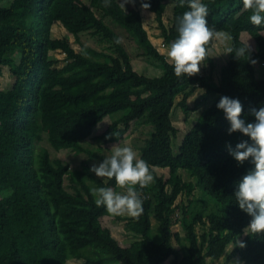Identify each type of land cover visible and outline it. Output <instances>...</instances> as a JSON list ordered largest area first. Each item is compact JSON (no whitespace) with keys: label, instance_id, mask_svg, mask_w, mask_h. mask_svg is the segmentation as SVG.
I'll return each mask as SVG.
<instances>
[{"label":"trees","instance_id":"16d2710c","mask_svg":"<svg viewBox=\"0 0 264 264\" xmlns=\"http://www.w3.org/2000/svg\"><path fill=\"white\" fill-rule=\"evenodd\" d=\"M85 1L11 0L0 5V73L6 67L14 79L9 92L0 91V264H230L232 259L252 264V245L264 256V233L247 231L251 217L234 198L252 165L238 164L229 147L249 138L228 133L222 110L208 112L210 97L227 96L241 102L240 119L255 121L250 109L264 106V24L249 22L242 0H202L208 25L231 34L228 48L245 45L241 35L246 34L251 54L247 59L227 52L217 69L209 43L200 72L177 78L143 27L141 0L125 5V11L120 0H109L110 6L105 0ZM147 2L150 8L143 11L153 15L166 49L178 37L176 20L188 10L187 0L183 6L181 0ZM169 2L173 11L167 25ZM54 23L68 35L52 39ZM121 35L136 48L127 38L130 52ZM82 36L95 39L101 50L82 43ZM70 37L104 62L76 52ZM50 52L63 54L75 68L62 72ZM133 59L161 68L162 74L136 73ZM256 69L262 70L260 77ZM196 91L200 95L190 106L187 101ZM203 106L174 156V108L187 120ZM104 118L110 124L91 137ZM132 125L149 127L139 158L151 168L167 169L168 177L151 170L154 182L137 187L143 201L138 218L111 216L96 206L92 189L112 188L115 181L98 178L89 169L106 158L104 146L122 141ZM63 151L85 159L71 168L55 158ZM164 187L179 188L178 207L168 203ZM103 217L123 223L131 239L127 247L101 226Z\"/></svg>","mask_w":264,"mask_h":264},{"label":"clouds","instance_id":"9594fccd","mask_svg":"<svg viewBox=\"0 0 264 264\" xmlns=\"http://www.w3.org/2000/svg\"><path fill=\"white\" fill-rule=\"evenodd\" d=\"M134 3L135 0H120V7L125 11V5ZM184 3L185 0H181L182 6ZM242 5L250 12L249 22L252 25L259 27L264 24V0H242ZM105 6H110L109 0H105ZM140 7L147 10L150 3L141 0ZM187 8L176 20L178 37L166 47V56L177 78L192 77L200 72L202 62L208 56L207 46L213 39L220 42L232 40L230 33L209 27L206 19L208 8L202 0H187ZM116 42L120 43V40ZM227 52H235L236 58L248 59L251 48L246 43L236 49L229 47ZM251 62L256 63L255 60ZM216 107L223 111L230 124L229 134L239 132L249 138L237 143L234 149L229 147V154L238 164L248 161L252 165L238 183L234 198L239 209L251 217L247 231L264 233V106L250 109L255 118L253 123L240 119L243 106L239 99L222 96ZM150 169L151 166L138 158L131 147L113 146L111 155L98 165L93 164L89 171L98 178L114 180L116 187L123 191L111 187L93 188L96 206L103 207L111 216L138 218L143 211V201L137 187L143 189L154 182ZM244 246L240 243L241 248Z\"/></svg>","mask_w":264,"mask_h":264},{"label":"rangeland","instance_id":"374dc122","mask_svg":"<svg viewBox=\"0 0 264 264\" xmlns=\"http://www.w3.org/2000/svg\"><path fill=\"white\" fill-rule=\"evenodd\" d=\"M10 1L11 0H0V5L6 7L10 3ZM80 1L87 4L85 0H80ZM174 1H176V0H174ZM132 5H134V4H129V5L127 4L126 6L131 7ZM172 11H173V3L169 2L167 9H166V12H165V15H164V23L167 25L169 24V22L171 20ZM140 13H141V16L143 19V27L146 30L150 41L158 49V51L160 53L166 55V49L162 47V41L160 38H158V31L156 29V23L153 20V15L146 12V11H143V10H140ZM209 27L216 29V27H214L213 25H209ZM66 34L67 33L64 30V28H62L57 23H54L53 26L51 27V38L52 39H61ZM263 35H264V33H263ZM127 38H128V36L123 37V35H121V40L123 41L126 48L130 51V49H129L130 42L133 44V45L132 44H130V45L134 46L136 48V45H135L136 43L129 38L128 39L130 40V42H128L126 40ZM241 40L244 43H248L250 45V47L252 46V42L246 34L241 35ZM70 41H71L72 48L76 52L80 51V52H82L83 55H86V57H88L89 59L96 60L99 62H104V59L98 58L97 56H94L93 54L87 53V51L85 49L80 48L79 45H77L73 41V38L70 37ZM81 41H82V43L86 44L87 46L91 47L94 50H97V51L101 50V45H99L95 39H92V38L87 37V36H82ZM228 42L229 41L220 42V41L215 40V39H213L210 42V45L212 48L211 56L214 58V60L216 62L217 69L226 60L227 48L229 46ZM49 56L50 57L53 56V58L58 59V63L56 65V67L59 68L60 70H62V72H64V73H68L75 68V65L67 63L64 60V55L59 53V52H50ZM17 57L18 56L16 55V58ZM167 60H168V58H167ZM132 66H133V70L136 73L143 75V76H146V77H158L162 74L161 68H158L156 66L153 67L152 65L144 62L142 59H133ZM261 71H262L261 69H256L257 77H260ZM13 83H14V79L10 75L8 68L2 67L1 73H0V91L3 90V92H9V89L11 88ZM199 95H200V92L196 91L194 93V95L188 99V101H187L188 104L190 106H192L194 100ZM178 100H179V97L176 98L175 102H178ZM219 100H220L219 97H215V98L210 97L209 98V101H208L209 105L207 104L208 105V112L215 113L219 110L216 107ZM203 109H204V106L199 111L194 112V113H190V116L188 117V119L184 120L183 112L181 111V109H179L177 107L174 108V110L172 112V122H173V126L178 130L177 137L173 140L172 145H171L172 153L174 156H176L178 154V150H179L181 141L183 140L182 139L183 136H185L186 133L193 126L194 122L196 121V118H198L197 117L198 114L201 113ZM1 114L2 113H0V121H2L4 119V116H2ZM109 124H110L109 119L104 118L92 130L91 137H94L98 134H101L107 128V126ZM148 130H149V127L142 126V127L136 128V126L132 125L131 129L128 130V132L126 133V135L124 136V139L122 141L115 143V144H108V145L104 146L105 151L103 152V154L106 157L110 156L111 152H112V147L115 145H118L121 147L128 146V147H131L137 153V156L139 158V149L143 145V140L145 139L146 132ZM49 152L52 155V152L50 149H49ZM36 154H37V152H36ZM55 158H61L63 161L68 162L70 164L71 168L79 167L80 162L85 159L83 157H73L72 153L68 154L67 152H64V151L59 153V154H56ZM34 164L36 167L37 163L35 162V159H34ZM93 164H97V163H91V166ZM36 168H38V166ZM150 170L155 171V173L158 176L163 177V179H167V177H168V170L167 169L151 168ZM112 188L116 191H123V190L117 188L116 185L113 186ZM164 192H165V197H166L168 203L173 205L174 207H178L180 200H181V192H180L179 188L164 187ZM4 193H2L3 196H6V194H4ZM1 198H2V195H0V199ZM206 200L210 201L209 199H206ZM100 222H101V226L103 228H107L110 230L113 238L116 239L122 247H127L129 245V243L131 242V239H129V237L125 236L122 222L114 220L113 217H103V218H101ZM175 231H179V228L176 227ZM249 254H250V257L252 259V264H264V256L261 253V251L257 248L256 245H252L249 248ZM67 264H81V263L77 262V261H70ZM163 264H169V261H166ZM230 264H241V263L238 260L236 262L235 259H232L230 261Z\"/></svg>","mask_w":264,"mask_h":264}]
</instances>
